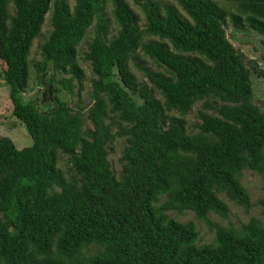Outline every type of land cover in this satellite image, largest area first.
<instances>
[{"label": "trees", "instance_id": "1", "mask_svg": "<svg viewBox=\"0 0 264 264\" xmlns=\"http://www.w3.org/2000/svg\"><path fill=\"white\" fill-rule=\"evenodd\" d=\"M134 1L141 17L126 0H0L2 78L31 138L18 148L0 135V264H264L260 219L236 227L210 218L229 217L221 194L251 208L245 169L262 178L264 213V110L251 79L264 71L247 66L224 27L264 34V0H176L186 16L160 0ZM47 13L33 65L51 74L56 105L43 112L23 92ZM89 27L92 104L83 116L59 93L84 77L77 55ZM196 101L199 121L189 125ZM117 137L119 172L109 160ZM169 210L193 211L212 240L199 242L196 222Z\"/></svg>", "mask_w": 264, "mask_h": 264}, {"label": "rangeland", "instance_id": "2", "mask_svg": "<svg viewBox=\"0 0 264 264\" xmlns=\"http://www.w3.org/2000/svg\"><path fill=\"white\" fill-rule=\"evenodd\" d=\"M70 7L75 3V0H67ZM131 7L142 16L139 6L135 3L134 0H126ZM222 5H227L223 0H214ZM163 3H170L174 5L184 16H186L184 10L176 2V0H160ZM111 2L108 1L106 5V16L110 19L109 30L110 35L116 33L117 26L114 22L113 15L111 14ZM49 17L50 13L46 14L45 21L41 26L40 34L37 35L32 42L30 48L29 58L32 63L31 75L29 79L28 86L23 92L25 99L34 98L38 107L43 112L49 111L55 107V92L53 90L54 83L52 82L51 74L48 75L45 73H39L34 67V63L40 59V49L39 43H41L48 35L49 32ZM226 30L227 38L232 42V44L238 49L243 60L247 66L257 65V67L264 71V34L260 33L257 30L246 27L243 29L235 30L230 20L224 24ZM93 34L92 28L89 27L88 32L82 42L78 46V60L81 67L84 70V77L81 80H76L77 86L75 87L73 93H70L66 90H62L59 93V96L67 100L74 109H80L85 116L87 108L92 104L90 98L91 90V64L89 61H86L84 56V51L87 50V42ZM148 37H145L147 40ZM143 59L146 63L154 69H158L156 64L152 62L149 57L143 56ZM130 67L132 71L137 75L139 80L145 79L142 72L130 62ZM5 67V62L0 58V135L9 136L13 139L16 146L21 148L25 145L31 143V138H29L28 132L25 125L18 120L12 110V104L10 103V98L8 94V88L5 85L2 78V69ZM59 75H68L67 73L61 72ZM251 79L254 88L253 101L256 103L262 110H264V75L259 74L257 71L252 69ZM160 96V95H158ZM201 101H196L191 110L186 114L188 118L189 125L194 124L199 121L198 112L201 109ZM86 125L91 126L90 121L86 122ZM125 145V140L117 137L111 143L109 148V160L116 172H119L121 168L120 157L122 155V149ZM70 164L67 163V156H64L59 161V166L65 170ZM241 181L246 187L247 191L250 194L252 206L248 211H245L243 207L236 204L233 200H230L225 194H221V197L228 203L230 212L229 217L224 219L220 215L211 213L210 218L214 221L221 222L222 225L228 226L232 224L236 227H239L243 223L248 222L251 218L260 219L264 223V213H262V207L257 204V201L263 196V182L259 173L252 171L250 169L243 170ZM168 213L171 217L180 220H194L199 229V242H210L213 238L214 232L205 221L197 218L195 213L190 210H185L183 212H178L175 210H169Z\"/></svg>", "mask_w": 264, "mask_h": 264}]
</instances>
